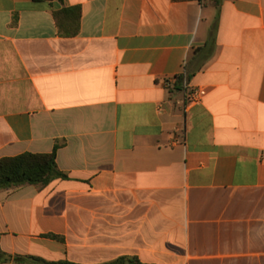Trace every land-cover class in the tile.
I'll use <instances>...</instances> for the list:
<instances>
[{"label":"crops","instance_id":"crops-1","mask_svg":"<svg viewBox=\"0 0 264 264\" xmlns=\"http://www.w3.org/2000/svg\"><path fill=\"white\" fill-rule=\"evenodd\" d=\"M55 146L0 264H264V0H0V158Z\"/></svg>","mask_w":264,"mask_h":264},{"label":"trees","instance_id":"trees-1","mask_svg":"<svg viewBox=\"0 0 264 264\" xmlns=\"http://www.w3.org/2000/svg\"><path fill=\"white\" fill-rule=\"evenodd\" d=\"M73 10L74 9H71V11ZM66 11L70 10L62 9L55 15H58L59 13H65ZM77 14H79L78 9ZM76 24L78 25V22ZM76 30L77 27L73 32H76ZM196 52H198V49L195 50V53ZM208 56L209 54L206 55L205 58L207 59ZM190 75V70L186 68L185 74L179 75L177 77V81H188ZM56 150L57 146H55L52 153H22L13 157L0 158V190L15 189L24 185H35L39 188H43L55 179H65L66 175L57 169L55 163ZM46 236L53 239H61L54 234H48ZM12 261L14 263L27 264H73L64 261L47 262L34 256H15L13 257ZM124 262L125 259L120 258L103 264H124ZM129 262V264H141L138 261Z\"/></svg>","mask_w":264,"mask_h":264},{"label":"built area","instance_id":"built-area-1","mask_svg":"<svg viewBox=\"0 0 264 264\" xmlns=\"http://www.w3.org/2000/svg\"><path fill=\"white\" fill-rule=\"evenodd\" d=\"M174 79H171L166 82V85L169 86L170 82H173ZM203 93L200 88L198 87H191L187 84L184 85V100L185 106H193L201 102Z\"/></svg>","mask_w":264,"mask_h":264}]
</instances>
